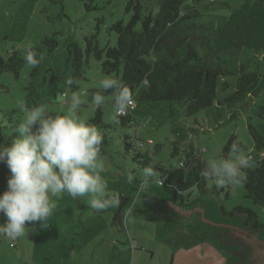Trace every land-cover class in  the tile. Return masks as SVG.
Masks as SVG:
<instances>
[{
  "label": "rangeland",
  "instance_id": "1",
  "mask_svg": "<svg viewBox=\"0 0 264 264\" xmlns=\"http://www.w3.org/2000/svg\"><path fill=\"white\" fill-rule=\"evenodd\" d=\"M127 1L0 0L1 57L6 58L12 50L25 55L31 47H39L46 52L48 48L41 42L46 36L58 43L52 54L43 59L34 76L31 75L33 66L27 63L20 68L17 76L10 71L0 73V125L7 127L5 134L9 141L17 135L15 127L25 117L18 104L28 109L42 107L60 115L67 111L71 95L83 92L84 104L79 109L78 117L87 121L93 115L95 108L91 107V97L95 95L94 90L99 89L98 81L114 76L101 72L99 62L92 54L86 55L87 41L95 36L99 48L106 43L113 44L115 34L108 28L118 20L128 21L130 14L125 12ZM157 1L148 3L153 12L157 9ZM185 2L187 7L198 12L195 27L188 34L194 38V45L203 61L220 65L231 72L224 79L228 82L224 91L221 89L223 80H218L217 99L229 96L234 91L240 71L262 72L264 52L260 50L216 51L213 48L217 28L231 11L238 9L242 0ZM76 50H79L82 59H86L87 65L82 71L83 78L73 81L67 59L72 61ZM183 53L184 48H180L173 58H169L165 52L158 51L149 54L147 59L150 62L159 59L175 61ZM55 68L63 74L59 89L52 95L47 91L48 84L43 78L49 75V69ZM67 80H71L76 88L66 87ZM30 84L34 86L35 93L28 95L27 87ZM134 101L131 128L117 124L113 135L119 141L117 134L135 132L142 142L151 141L149 147L146 145L140 149L164 167H177L180 162L184 164L189 151L192 152V165L197 160L205 166L212 159H230L232 154L225 156L223 147L231 135L246 146L243 151L250 152L258 160L264 158V146L259 149L254 147L255 142L247 127L248 124L252 125L264 138V84L235 106L219 105L214 101L211 106L191 115L186 113V105L182 101ZM100 109L103 121L115 125L110 95H105V103ZM117 141L110 149L115 152V158L110 160L106 154L101 156L106 163L103 176L107 182L122 172L116 167L120 164L119 155L116 154L119 150ZM175 148L176 153L172 155ZM124 164L131 165V162L126 160ZM254 166L252 162L250 167ZM9 175L6 163L0 162V193L6 190ZM140 177H145L143 172H140ZM206 185L208 188L215 187L217 193L200 195L198 190L186 192L183 202H194L176 207L178 215H171L166 206H160L163 201L156 203L137 191L117 206L122 208V226L116 224L119 215L117 209L94 211L82 199H74L65 193L57 199L58 207L47 221V228H41L36 223L30 226L28 234L16 240H10L0 233V264H171L172 242L176 244L175 239L165 240L170 233H158L157 226L172 225L163 227L167 230L170 227L174 238L183 243L191 238L189 230L198 223L200 207L210 200H221L228 210L236 205L250 207L258 212L261 221L264 220L261 207L244 197L242 185L221 187L211 178H206ZM109 191L113 192L110 188ZM226 193L228 197L224 198ZM152 203H155L158 212L156 216L145 217L137 213L149 208ZM5 220L6 217L0 214V223ZM204 241L217 248L209 238ZM223 258L225 262L226 256L223 255Z\"/></svg>",
  "mask_w": 264,
  "mask_h": 264
},
{
  "label": "trees",
  "instance_id": "2",
  "mask_svg": "<svg viewBox=\"0 0 264 264\" xmlns=\"http://www.w3.org/2000/svg\"><path fill=\"white\" fill-rule=\"evenodd\" d=\"M150 2L151 0L127 1L125 12L130 14L128 21L118 20L108 28L115 34L113 44L106 43L104 47L99 48L95 36L87 41L86 55L92 54L99 62L101 72L111 74L129 88L134 105V100L139 102L182 101L186 105V113L191 115L211 106L214 101L219 105L235 106L264 84V69L259 73L240 71L234 91L229 96L217 99L218 80H223L221 89L224 91L228 87V82L224 79L231 72L220 65L214 66L203 61L196 49L194 38L188 32L195 27L197 10L187 7L185 0H158L157 9L153 12L148 4ZM41 42L46 44L48 48L46 52L39 47L26 50V54L32 51L42 57L38 66L32 69L33 76L40 68L43 59L51 55L58 45L55 39L47 36ZM180 48H184V53L175 61L159 59L150 62L147 59L149 54L158 51L165 52L169 58H173ZM213 48L216 51H241L247 48L264 52V0H242L238 9L231 11L217 28ZM25 55L12 50L6 58L0 56V73L10 71L17 76L20 68L26 63ZM67 62L73 81L83 78L82 71L87 61L81 58L79 50H76L72 61L68 58ZM49 70V75L44 76L43 79L48 84L47 91L54 95L59 89L58 84L62 80L63 73L57 68ZM68 81H65L66 87L75 89L76 85L73 82L69 85ZM27 89L28 95L35 93L32 84ZM100 91L95 89L94 93L98 94ZM104 95L111 96L113 107L112 93H104ZM133 119L132 111H130L127 115L113 120L115 124L113 125L103 121L100 108L94 109L93 115L87 122L97 126L104 134L101 156L106 154L110 160L115 158L113 156L115 152L110 150L113 142L117 141L113 135L115 126L118 124L131 128ZM247 127L255 142L254 147L257 149L263 147L264 138L254 130L252 125L248 124ZM6 128L0 125V143L10 142L5 134ZM117 139H119L117 141L119 150L116 154L119 155L120 164H115L117 168L122 169V172L114 175L107 183L113 192L120 195V203L139 191V194L156 203L163 201L160 206L176 208L179 205L188 206L194 202L187 204L183 202V195L190 190H198L200 195L207 192L217 193L215 187H207L206 178L200 174L205 167L203 162L197 160L192 165L191 151L186 154L187 160L182 166L167 168L154 162L149 155L142 152L136 144L139 138H136L134 134H117ZM236 141L240 143L242 149L246 148L235 135H231L223 147L225 156L230 153V145ZM176 150L177 148L173 150L172 155L176 153ZM251 155L255 166L243 170L246 180L241 185L245 190L244 197L251 199L253 204L259 205L264 216V158L258 160L253 154ZM126 160H129L131 165L124 164ZM149 167L153 169L155 175L141 178L140 172L145 173V169ZM128 174L135 177L132 183L126 180ZM227 197L226 193L224 198ZM154 204L152 203L147 209L138 210L137 213L145 217L156 216L158 212ZM116 209L117 207L113 208L114 211ZM197 215L198 223L189 230L191 238L183 243L180 239H175L176 244L188 247L209 238L226 256L225 262L221 264H251L249 256L252 248L236 235L234 228H251L258 238L264 240V220L259 219L256 210L243 205H236L228 210L221 200H210L204 207H200ZM119 221L121 222L120 219ZM163 226L171 227L172 225L157 226L158 233H170V227L167 230Z\"/></svg>",
  "mask_w": 264,
  "mask_h": 264
},
{
  "label": "clouds",
  "instance_id": "3",
  "mask_svg": "<svg viewBox=\"0 0 264 264\" xmlns=\"http://www.w3.org/2000/svg\"><path fill=\"white\" fill-rule=\"evenodd\" d=\"M41 60L32 51L25 55V62L33 67ZM98 87L101 91L91 97V107L100 108L105 103L104 93L111 92L113 119L128 114L133 95L127 86L107 77L98 81ZM83 96V92H74L67 111L60 115L42 107L28 109L18 104L25 117L15 127L17 135L6 144L0 143V162L6 163L10 172L7 188L0 193V214L6 217L0 223V233L10 240L28 234L30 226L36 223L47 228V221L58 207L57 199L65 193L82 199L94 211H106L120 204V195L109 191L103 176L104 134L78 117ZM229 152L230 159L207 161L201 176L211 178L221 187L243 184V170L250 167L253 157L242 150L238 141L230 145ZM144 175L153 177L155 173L149 167ZM126 180L132 183L135 177L128 174Z\"/></svg>",
  "mask_w": 264,
  "mask_h": 264
},
{
  "label": "crops",
  "instance_id": "4",
  "mask_svg": "<svg viewBox=\"0 0 264 264\" xmlns=\"http://www.w3.org/2000/svg\"><path fill=\"white\" fill-rule=\"evenodd\" d=\"M167 211L171 215H178L176 213V208L166 207ZM122 209V208H121ZM122 216V210H121ZM120 216V220H122ZM159 219V217L157 216ZM119 219L116 220V224L119 226L121 222ZM160 225V224H159ZM170 235V236H169ZM168 237L170 240L176 239L170 232ZM172 242V241H171ZM172 251H171V264H221L224 263L223 253L217 248H214L213 245L209 244L208 241L196 242L188 247H185L183 244H179L178 246L172 242ZM175 248V249H174ZM174 249V250H173Z\"/></svg>",
  "mask_w": 264,
  "mask_h": 264
},
{
  "label": "water",
  "instance_id": "5",
  "mask_svg": "<svg viewBox=\"0 0 264 264\" xmlns=\"http://www.w3.org/2000/svg\"><path fill=\"white\" fill-rule=\"evenodd\" d=\"M118 219L121 216V208H117ZM239 237L243 239L248 245L251 246L252 252L249 256V261L251 264H264V240L258 238L255 234H248L246 231L243 233H236Z\"/></svg>",
  "mask_w": 264,
  "mask_h": 264
},
{
  "label": "built area",
  "instance_id": "6",
  "mask_svg": "<svg viewBox=\"0 0 264 264\" xmlns=\"http://www.w3.org/2000/svg\"><path fill=\"white\" fill-rule=\"evenodd\" d=\"M135 107V105H134V103H133V100H132V105H131V108L129 109V111L128 112H130V111H132V109ZM134 133V135L136 136V138H139L138 137V135L135 133V132H133ZM136 144H137V146L138 147H140V148H142V147H144V146H148V145H151V141H148V142H142L140 139H137L136 140ZM149 147V146H148ZM183 164L180 162L177 166H182ZM159 184H160V182H158Z\"/></svg>",
  "mask_w": 264,
  "mask_h": 264
},
{
  "label": "flooded vegetation",
  "instance_id": "7",
  "mask_svg": "<svg viewBox=\"0 0 264 264\" xmlns=\"http://www.w3.org/2000/svg\"><path fill=\"white\" fill-rule=\"evenodd\" d=\"M234 231L237 233V232H239V233H243L244 231H246L248 234H251V233H253V234H255L252 230H251V228H247V227H235L234 228ZM237 235V234H236ZM241 238V237H240ZM242 239V238H241Z\"/></svg>",
  "mask_w": 264,
  "mask_h": 264
}]
</instances>
